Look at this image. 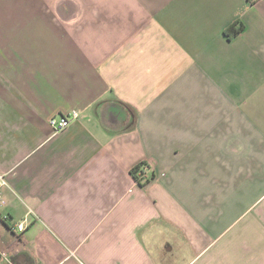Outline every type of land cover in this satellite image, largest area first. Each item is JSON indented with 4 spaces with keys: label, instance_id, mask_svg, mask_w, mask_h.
Returning <instances> with one entry per match:
<instances>
[{
    "label": "crops",
    "instance_id": "obj_1",
    "mask_svg": "<svg viewBox=\"0 0 264 264\" xmlns=\"http://www.w3.org/2000/svg\"><path fill=\"white\" fill-rule=\"evenodd\" d=\"M0 174V264H264V0H0Z\"/></svg>",
    "mask_w": 264,
    "mask_h": 264
},
{
    "label": "built area",
    "instance_id": "obj_2",
    "mask_svg": "<svg viewBox=\"0 0 264 264\" xmlns=\"http://www.w3.org/2000/svg\"><path fill=\"white\" fill-rule=\"evenodd\" d=\"M77 117H79L78 113L72 111L69 114L67 113L66 115H61L59 117H51L48 120V124L52 128L53 133L56 134L68 128L70 123L76 120ZM141 167L142 166H138L136 176L142 179V183L145 184L149 178H147L146 173L142 171ZM6 187H7L6 176H4V174H0V206L2 205L4 206L2 192ZM3 219L6 220L8 218L7 216H5ZM25 224H26L25 219H23L22 221H16L14 224H12L10 231L20 239L25 232V228H26ZM1 256H3V253L1 254Z\"/></svg>",
    "mask_w": 264,
    "mask_h": 264
},
{
    "label": "trees",
    "instance_id": "obj_3",
    "mask_svg": "<svg viewBox=\"0 0 264 264\" xmlns=\"http://www.w3.org/2000/svg\"><path fill=\"white\" fill-rule=\"evenodd\" d=\"M242 29H243V26L240 24L232 25L231 27H229L228 29L225 30V35L228 38L235 37L237 34H239L240 31H242ZM137 170H138V167L133 169L131 174H132L133 178L136 180V182L141 185L142 179H140L139 177L136 176Z\"/></svg>",
    "mask_w": 264,
    "mask_h": 264
}]
</instances>
